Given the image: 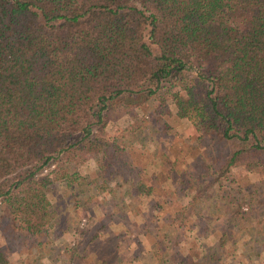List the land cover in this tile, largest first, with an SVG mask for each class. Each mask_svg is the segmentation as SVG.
Masks as SVG:
<instances>
[{
  "label": "trees",
  "instance_id": "trees-1",
  "mask_svg": "<svg viewBox=\"0 0 264 264\" xmlns=\"http://www.w3.org/2000/svg\"><path fill=\"white\" fill-rule=\"evenodd\" d=\"M153 99L167 109L159 114L165 139L151 160L182 200L167 217L162 202L152 201L139 232L146 251H164L158 264H224L223 253H202L191 239L202 229V209L189 187L207 179L204 188H223L240 162L264 172V0H0L3 213L28 232L46 226L53 180L78 182L66 166L87 154L100 156L96 180L104 185L157 192L120 139L103 138L109 121L134 117ZM191 117L198 135L167 147L166 137ZM50 163L56 167L43 174ZM227 189L222 206L231 196L225 208L241 236L253 238L259 226L245 223L246 196ZM217 241L223 252L227 235ZM0 264H11L1 246Z\"/></svg>",
  "mask_w": 264,
  "mask_h": 264
},
{
  "label": "rangeland",
  "instance_id": "rangeland-1",
  "mask_svg": "<svg viewBox=\"0 0 264 264\" xmlns=\"http://www.w3.org/2000/svg\"><path fill=\"white\" fill-rule=\"evenodd\" d=\"M126 100L133 104L139 101L132 96ZM165 109L167 107H161L157 99L147 101L138 108L134 117L124 116L109 121L103 136L107 140L120 139L127 148V156L139 161V167H145L142 181L149 184L154 178L155 183H152L159 189L157 192L136 195L126 190L127 185L120 189L113 182L104 185L98 178L96 180L97 171L103 169L100 156H81L66 166L69 174L78 176V182L67 185L62 179L53 180L49 193L53 219L43 228L28 232L20 218L7 217L0 208V246L7 251L10 263L99 264L104 259L110 264H158V258L164 251H146L150 247L144 246L146 239L139 233L145 221L144 215L149 216L147 210L152 201L159 199L163 205L161 215L167 217L175 212L182 200L173 190V184L163 182L166 179L159 160H151V155L160 146L158 139L163 132L161 123L165 118L160 119L159 114ZM181 125L177 134L166 137L164 144L167 147L179 144L181 148L198 135L192 117ZM160 139L163 141L165 137ZM55 167L56 163H50L42 173H48ZM179 169L184 170V165ZM186 171L201 177L198 169L187 168ZM231 178L232 182L222 183L223 188L218 183L204 188L207 179L190 185V196H196L197 210L202 209L198 213L202 218V229L196 228L191 239L202 253H223L224 264H264V172L261 169L247 171L240 162L233 169ZM227 185L231 195L246 196L241 209L251 216L245 223L259 226L258 234L253 238L241 236L240 225L234 222L225 208L231 196L224 199V207L218 198L223 190L228 191ZM221 233L229 239L223 252L217 241Z\"/></svg>",
  "mask_w": 264,
  "mask_h": 264
}]
</instances>
